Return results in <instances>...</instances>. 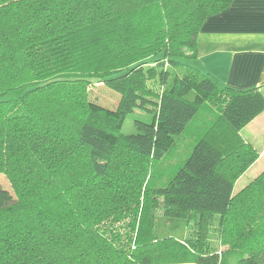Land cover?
<instances>
[{
	"label": "trees",
	"instance_id": "obj_1",
	"mask_svg": "<svg viewBox=\"0 0 264 264\" xmlns=\"http://www.w3.org/2000/svg\"><path fill=\"white\" fill-rule=\"evenodd\" d=\"M232 1L0 0V264H264V171L234 192L264 95L194 64Z\"/></svg>",
	"mask_w": 264,
	"mask_h": 264
},
{
	"label": "crops",
	"instance_id": "obj_2",
	"mask_svg": "<svg viewBox=\"0 0 264 264\" xmlns=\"http://www.w3.org/2000/svg\"><path fill=\"white\" fill-rule=\"evenodd\" d=\"M197 47L194 64L200 71L222 85L258 88L264 95V0H233L226 10L204 22ZM255 132L264 133V111L240 132L261 157L264 146L259 153Z\"/></svg>",
	"mask_w": 264,
	"mask_h": 264
},
{
	"label": "rangeland",
	"instance_id": "obj_3",
	"mask_svg": "<svg viewBox=\"0 0 264 264\" xmlns=\"http://www.w3.org/2000/svg\"><path fill=\"white\" fill-rule=\"evenodd\" d=\"M90 97L97 103L109 108H112V106L118 104V101L120 99V95L116 91L104 85L93 86L92 91L90 92ZM202 114L203 112L201 113V116ZM151 119L152 116L150 114L146 113L145 111L136 109L133 113L127 116L122 129V133L125 135L135 133L136 120L149 122L151 121ZM255 133H256L255 137L258 139L256 141L255 146L260 151L259 153H262L261 151L264 146V133L262 134H259L258 132ZM240 135H242V133H240ZM191 137H192V133L191 131H188V133H186L182 138L178 139L177 140L178 142L175 148L173 149V151L167 156L160 158L161 160H159V162L164 161L161 164L162 166L160 165L161 167L158 166L159 165L158 161L154 162V168H156L157 166H158L157 168H159L156 171L159 172L160 177H166L169 174V172L172 170L174 165L178 164L187 155L190 148V144H192ZM257 160L258 161H256V163L247 170L248 172L246 171L236 180L235 189H234L235 193L240 191L246 185H248L255 177H257L262 171H264V155H261V157H259ZM0 183L6 190L12 192L11 185L3 173H0Z\"/></svg>",
	"mask_w": 264,
	"mask_h": 264
}]
</instances>
